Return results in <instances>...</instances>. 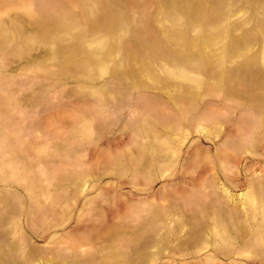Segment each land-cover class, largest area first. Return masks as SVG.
<instances>
[{
	"label": "rangeland",
	"instance_id": "obj_1",
	"mask_svg": "<svg viewBox=\"0 0 264 264\" xmlns=\"http://www.w3.org/2000/svg\"><path fill=\"white\" fill-rule=\"evenodd\" d=\"M0 264H264V0H0Z\"/></svg>",
	"mask_w": 264,
	"mask_h": 264
}]
</instances>
